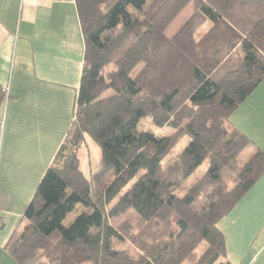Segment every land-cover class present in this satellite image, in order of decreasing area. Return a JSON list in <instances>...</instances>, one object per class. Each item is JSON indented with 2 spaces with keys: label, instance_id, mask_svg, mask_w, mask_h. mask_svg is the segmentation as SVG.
Returning a JSON list of instances; mask_svg holds the SVG:
<instances>
[{
  "label": "trees",
  "instance_id": "16d2710c",
  "mask_svg": "<svg viewBox=\"0 0 264 264\" xmlns=\"http://www.w3.org/2000/svg\"><path fill=\"white\" fill-rule=\"evenodd\" d=\"M74 1L84 55L72 126L8 254L17 264H230L217 225L264 173L261 151L239 162L250 141L229 122L264 80V0ZM142 116L172 134L137 132ZM181 137L186 146L164 169ZM85 139L100 155L90 177L79 159ZM204 161L207 171L178 195ZM131 211L133 225L109 223Z\"/></svg>",
  "mask_w": 264,
  "mask_h": 264
},
{
  "label": "crops",
  "instance_id": "0c3cea01",
  "mask_svg": "<svg viewBox=\"0 0 264 264\" xmlns=\"http://www.w3.org/2000/svg\"><path fill=\"white\" fill-rule=\"evenodd\" d=\"M84 41L74 0H0V264L74 118ZM229 122L264 153V80ZM246 160V161H247ZM230 264H264V173L217 225Z\"/></svg>",
  "mask_w": 264,
  "mask_h": 264
},
{
  "label": "rangeland",
  "instance_id": "374dc122",
  "mask_svg": "<svg viewBox=\"0 0 264 264\" xmlns=\"http://www.w3.org/2000/svg\"><path fill=\"white\" fill-rule=\"evenodd\" d=\"M191 12V6L184 8L179 15L176 17V19L173 21V23L168 27V29L165 31V34L167 36H172L178 28L188 19ZM136 131L141 132H152L155 134H163L168 135L172 134V130L165 128V129H158L153 124L151 118L149 116H142L139 118L137 124H136ZM178 133L177 131H175ZM174 133V132H173ZM187 140L184 137H181L175 146L169 151V153L166 155V157L163 160V168L168 169L172 167V165L175 164V161L179 154L181 153L182 149L186 146ZM248 157V151L245 150L243 153L239 156V162L241 164H244ZM79 159L81 161V169L83 173L90 177L94 172H96L99 168L100 164V155H99V149L96 147V145L90 141L89 139H85V142L83 144V147L80 151ZM208 168V162L204 161L179 187V189L176 191L178 195H183L193 184L196 183L197 180L207 171ZM222 182L223 186L226 187V189H230L233 186V179L230 176L229 173L224 172L222 173ZM104 185V184H103ZM204 203L203 197H200L197 200L196 206L200 207ZM81 212V207H76L63 221V225L65 227H68L74 219L79 215ZM136 220V214L134 212H128L122 216H119L118 218H111L109 220V223L114 227H120L124 224H130L133 225Z\"/></svg>",
  "mask_w": 264,
  "mask_h": 264
},
{
  "label": "built area",
  "instance_id": "2783aa9c",
  "mask_svg": "<svg viewBox=\"0 0 264 264\" xmlns=\"http://www.w3.org/2000/svg\"><path fill=\"white\" fill-rule=\"evenodd\" d=\"M1 91H2L1 93L3 94L5 102H6L8 98V89L4 87L1 89ZM2 129H3V118H0V134H1Z\"/></svg>",
  "mask_w": 264,
  "mask_h": 264
}]
</instances>
